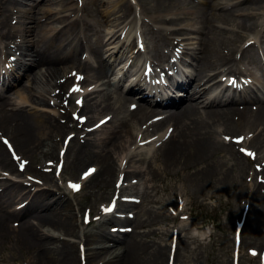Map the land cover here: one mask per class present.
Segmentation results:
<instances>
[{"label":"bare ground","instance_id":"bare-ground-1","mask_svg":"<svg viewBox=\"0 0 264 264\" xmlns=\"http://www.w3.org/2000/svg\"><path fill=\"white\" fill-rule=\"evenodd\" d=\"M56 1L73 0H40L16 18L19 22L22 20L18 26L21 42L14 50V53L21 51L20 77L30 76L29 68H39L30 81L33 84L30 97L20 95L12 100L4 94L10 85V75L5 77L6 72L0 79V136L12 145L19 160L25 161L24 171L40 173L39 166H35L38 155L57 160L58 136L69 129L75 134L70 140L72 146H67L62 158L65 168L73 180L91 191L96 190L100 199L112 196L119 173L121 185L149 183L155 188L159 184L165 186L169 180L172 184H189L195 191L211 185H219L224 190L235 187L236 197L245 199L248 206L259 204L260 218L253 221L249 235L253 241L262 238V184L252 178V185H245L243 177L250 161H245L238 150L241 140L238 144L226 143L221 137L242 139L250 134L251 138L243 140L242 147L246 146L245 150H251L250 153L257 152L258 158L253 164L259 162L264 179V88L258 90L261 94L252 92L242 97L219 98L212 95L218 83H211L215 75L208 71L222 68L217 73L220 77L230 75L228 71L232 70L243 73L261 67L264 55L257 47L264 45V17L258 23L256 12L262 10L264 15V0H235L234 5L198 0L202 7L192 12L180 9L181 0H136L140 8L141 31L138 33L145 41L143 48H138L136 43L140 39L135 34L136 15L128 1L117 0L113 6L102 8L105 3L101 5V1L96 0L99 7L95 4L94 13L105 18L99 26L114 25L106 33L95 27L92 15L86 13L85 18H78L74 9L69 10V15H59L54 10L41 18L32 14L40 3ZM17 5L16 0H0V44L3 39L15 37V31L9 29V18L13 17L8 7ZM236 5L238 7L233 8ZM181 19H185L184 25L176 27ZM49 20L59 22L60 28L48 26L47 30L41 22ZM259 25L262 32H257ZM252 34L256 35L255 40L247 42ZM182 35L188 38H177ZM187 40L196 42L185 44ZM242 42L247 43L241 46ZM182 44L188 60H184V69L177 68L181 80L162 90L164 95L156 94L154 89L146 91L142 81L145 68L151 63L143 53L151 54L158 63L167 62L162 48L171 50ZM8 45L4 42L0 49L13 50ZM106 45L110 47L107 50ZM82 52L87 54V59L82 60ZM125 55L126 63L130 59L131 62L121 66ZM67 64L77 73L86 75L83 82H79L85 91H73L66 96V87L72 79H63L61 75ZM174 68L171 64L168 70ZM110 87L121 90L111 94ZM77 94V99L82 94L81 107L74 103ZM60 98H65L69 107L58 113L51 100ZM72 113L87 115L89 124L105 118L103 124L107 125L87 131L83 128L85 125L73 124ZM103 129L105 133L98 135ZM1 143L0 140V175L20 176L17 172L20 163L11 159ZM62 147L63 144L60 150ZM87 165L96 169L91 178L79 176ZM145 174L147 178H143ZM49 184L55 186L50 179ZM32 186L0 176V247L8 244L20 253H27L31 259L29 264H164L165 245L155 247L146 243L154 232H134L149 229L158 221L157 215L150 214L143 221L107 216L103 225L133 224L134 228L131 227L129 233L115 234L109 229L81 235L75 226V204L71 196L60 192L56 197L49 188L32 192L29 189ZM121 193L122 190L118 199ZM232 204L237 213V202ZM137 205L119 202L116 208L122 213L132 211ZM248 220L249 212L246 222ZM52 231L59 236L50 234ZM61 236L78 239V243ZM245 240L243 238L242 242ZM80 247L84 252H80ZM177 256L178 246L173 264H178ZM166 264H169L168 257Z\"/></svg>","mask_w":264,"mask_h":264},{"label":"rangeland","instance_id":"rangeland-1","mask_svg":"<svg viewBox=\"0 0 264 264\" xmlns=\"http://www.w3.org/2000/svg\"><path fill=\"white\" fill-rule=\"evenodd\" d=\"M102 8L113 6L117 0H100ZM130 2L134 9H136V22L137 28H139V18H140V8L137 5L136 1L133 0H126ZM203 1V0H199ZM209 2L217 3H229V5H234V1H223V0H207ZM17 6L8 7L9 11L12 14V18H9V29L16 30L15 37L9 40H2L1 45L4 42L6 43H18L21 42V34L18 30L21 27H18L21 24V21H17L18 14L20 12L28 11V9L32 6H35L40 0H16ZM180 9L187 10L188 12H192L197 10V7H202V3L198 2V0H181ZM95 4L98 6V2L96 0H73L67 1L65 3L61 1H56L53 4L47 3H40L33 11L32 14L37 15V17L41 18L44 13L48 11H57L59 15H65L69 13L70 9H75V15L78 18H85L86 13L92 15L94 19V25L97 29L102 27L99 26L100 22H103L105 18L99 17V15H95ZM99 7V6H98ZM238 7V5L234 6L233 8ZM219 12V11H216ZM262 10H258L256 12L258 19V23L263 21L264 15L261 13ZM57 15V17L59 16ZM181 18V17H180ZM185 19H181L176 23V27H181L184 25ZM15 22V23H14ZM45 23V22H44ZM46 25L52 27L53 29H59L60 24L55 20L46 21ZM113 23L105 24L102 28L105 33L112 28L114 25H110ZM117 25V23H115ZM13 26V27H12ZM259 25L258 27H260ZM228 28H232L231 25L227 26ZM140 30V28H139ZM185 34H189V36H195L190 32H183ZM179 39L188 38V35H182V37H177ZM196 42V40H192ZM190 40L185 41V44L192 42ZM243 43V42H242ZM109 45L104 46L107 50ZM185 47L184 44L181 45ZM187 47L191 48V45H186ZM242 46V44H241ZM261 52L264 54V45L259 46ZM181 48L175 47L176 50ZM116 50V49H115ZM174 51H168L167 48H162V53L167 54ZM106 53H108L106 51ZM84 55V54H83ZM118 55V54H117ZM144 56H146L150 62L156 63L157 61L152 57L151 54L144 52ZM188 60V57L185 58ZM125 60V59H124ZM182 61V60H181ZM126 62V61H125ZM124 62V63H125ZM183 62V61H182ZM183 64L182 66H184ZM181 66V65H180ZM181 66V67H182ZM66 70L64 72V76L70 74L71 69L69 68V64L65 66ZM222 68L210 70L208 73L215 75L214 78L217 76V73L221 71ZM256 72L259 77V80L264 82V61L260 68L255 67L252 69ZM39 68H31L29 71V77H20L19 75L22 74L21 71L18 74L14 75L9 79H12V85L8 86L5 89L6 96H10V98L18 97L21 95L29 96L31 95L32 83L31 78L33 77L34 73H38ZM251 72V71H250ZM110 92H117L119 89L111 87ZM54 102V101H52ZM63 110H58L60 113ZM98 121V119L93 120L91 124H94ZM221 131V130H219ZM69 133V130H66L61 136H58L60 140ZM105 133V129L102 132L98 133L102 134ZM3 136H0V138ZM222 138V137H221ZM224 138V137H223ZM222 138V139H223ZM2 147L3 144L1 143ZM157 146V145H156ZM60 144L55 148L58 151ZM46 150V149H44ZM224 159H229L227 156L221 155ZM50 161H56V159L50 160L49 158L43 157L38 155V159L35 163V166H39L41 169L40 173L33 174L31 172L20 173L18 170L17 172L21 175H8L7 178L16 181H24L28 182L29 184H33L32 187L29 189L32 192H37V190L48 189L52 191L54 196H58L60 192L70 193L65 189V182L69 180H73L69 175V170H63V174L60 178H56L54 172L47 173L46 170H50V167H46L45 165ZM246 161V160H245ZM230 163V162H229ZM249 171V167L247 169V173ZM81 172V171H80ZM79 172V173H80ZM246 172L243 179H245L246 185H252L251 178L248 177ZM249 173H251L249 171ZM6 176L5 173H2ZM0 175V176H3ZM251 175V174H250ZM147 178L148 175L145 174L143 178ZM172 177H170L171 179ZM49 179L53 181L54 187L49 184ZM30 180H35L37 183H33ZM117 190H122L123 197L131 196L138 200L135 201L138 205L132 211H123L121 214H124L126 217L132 215V220L135 221H143L147 218L148 215L153 214L157 215L158 221L153 224L149 229H135L134 232L136 233H143V232H154L146 239V243L148 246L154 245L155 247H163L165 245V258L164 264H166L167 257H168V249L172 240V235H176L179 237L178 243V264H232V260L234 259V254H237L236 251L234 252L233 241H232V234H233V226L236 220H238V215L240 213L241 207L246 206V202L244 199H240V197H236V193L238 192L235 187L228 188L224 190L221 186H207L199 191H195L189 184L182 185V184H172L169 180L166 181V185L163 186L161 184L157 185L155 188H151V184L149 183H141L136 186H132L130 183L125 184L124 188L119 187V184L115 187ZM60 189V190H59ZM110 192V191H109ZM112 192V189H111ZM181 195V196H179ZM110 197V195H109ZM109 197H105L100 199V195L97 194V191H91L86 186L83 185L82 190L76 194L71 195L70 198L74 200L75 210L73 211L74 215V222L77 231L82 235L83 233H90V232H99V230H109L111 231L112 228L124 230L122 227L126 228H134L133 224L127 225H120V224H110V225H102L101 227H97V224L92 223L91 225H87L83 222V213H89L92 211V216L96 212L100 211L106 206V202L108 201ZM124 200L128 198H123ZM156 201L158 204H155L151 201ZM183 204H179V203ZM237 202L239 206V211L236 213L233 209L234 202ZM132 203V202H129ZM257 208H259V204H255L253 207L250 208L249 220L247 225L245 226V230L243 233V238H246L244 242L240 245L241 253L243 256L241 257V264H256L257 259L256 256L260 248L264 242V227L262 228V238L257 241H253L251 239L250 232L253 227V221H259L258 217L259 213H257ZM264 209V206H262ZM88 209V210H86ZM253 215H252V214ZM136 214V216H135ZM117 217V216H115ZM187 217V218H186ZM130 218V217H129ZM264 219V218H263ZM94 224V225H93ZM12 225V224H11ZM111 227V228H110ZM112 232V231H111ZM54 234L55 236H59L57 232H50V234ZM117 234V233H115ZM63 239H67L71 242L78 243V239H74L71 237H64L61 236ZM256 242V243H255ZM109 245V244H107ZM233 249V252H232ZM78 250V249H77ZM255 252L256 255H252ZM78 255V252H77ZM250 257H255V259H251ZM1 259H4L2 262ZM31 261L30 255L27 253L22 252L20 253L17 250H14L10 247V245L6 244L0 247V264H29ZM78 264V262H76Z\"/></svg>","mask_w":264,"mask_h":264},{"label":"snow or ice","instance_id":"snow-or-ice-1","mask_svg":"<svg viewBox=\"0 0 264 264\" xmlns=\"http://www.w3.org/2000/svg\"><path fill=\"white\" fill-rule=\"evenodd\" d=\"M79 103V102H78ZM5 143H7V141H5ZM248 155H252L251 153H247ZM70 187L75 191L79 189V185H70ZM106 211H111V209H107ZM252 255H256L255 252L252 253Z\"/></svg>","mask_w":264,"mask_h":264}]
</instances>
